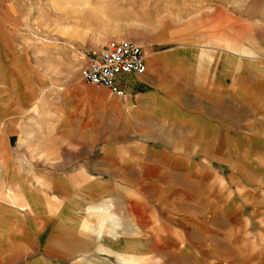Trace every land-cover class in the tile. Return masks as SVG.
Here are the masks:
<instances>
[{
	"label": "crops",
	"instance_id": "crops-1",
	"mask_svg": "<svg viewBox=\"0 0 264 264\" xmlns=\"http://www.w3.org/2000/svg\"><path fill=\"white\" fill-rule=\"evenodd\" d=\"M182 29H168L158 38H164L157 41L164 47L146 49L145 71L125 75L124 95L91 104L96 113L120 122L126 135L132 134V140L119 141L118 148L134 141L144 149L123 157L132 160L127 175H121L127 182L117 175L114 187L155 193L150 199L157 193H180L188 204L211 205L226 214L185 220L181 227L180 221L170 222L163 229L170 234L159 238L142 232L147 224L140 218L143 209L151 226L156 206L133 200V217L125 221L114 212L129 213L119 201H89L87 193L108 194L106 186L94 189L86 182L82 197L72 176L50 180L59 201L51 208L44 188L30 189L27 173L14 162L9 115L0 105V264H73L77 255L92 256L93 241L117 251V264H135L148 255L160 261L157 264H167V257H199L205 234L216 256H259L253 241L264 237V58L241 52L247 44L238 48L225 40L227 49L222 48L205 29ZM79 174L86 178L84 172ZM12 193L20 205L12 203ZM121 223L125 226L119 232ZM80 229L90 236L77 237L73 230ZM182 239L191 243L180 245ZM102 245L97 250L107 251ZM93 258L81 260L113 264L105 257ZM259 260L250 264H264V258Z\"/></svg>",
	"mask_w": 264,
	"mask_h": 264
},
{
	"label": "rangeland",
	"instance_id": "rangeland-1",
	"mask_svg": "<svg viewBox=\"0 0 264 264\" xmlns=\"http://www.w3.org/2000/svg\"><path fill=\"white\" fill-rule=\"evenodd\" d=\"M190 26L205 29L222 48L227 49L222 44L225 40L236 43L238 48L247 44V49L241 52L264 58V0H0V105L9 115L7 129L13 133L10 150L16 159L14 162L27 173L28 187L44 188L51 208L55 203L59 205V201L50 180H66L72 176L77 195L82 197L86 194L81 191L82 184L86 182H92L94 189L106 186L108 194L93 190L87 193L89 201L92 204L101 200L120 202L125 209L129 208V213L126 210L121 213V209L114 212L117 216L123 214L125 221L128 215L133 217L130 209L133 200H139L142 206L143 201L156 206V218L151 220V226L142 208L140 218L147 224L142 232L159 238L170 234L163 230L170 222L180 221L181 227L185 220L190 222L198 217L207 220L213 213L226 214L224 209L211 205L202 208L193 201L188 204L181 200L180 193L162 192L150 199L155 193L114 187L117 175L128 173L126 167L132 160L127 158L144 149L139 148L138 143L134 146V141L125 148H118V142L132 140V134L126 135L120 122L109 119L104 113H96V107H92L93 100L104 102L108 97L124 93L96 89L84 84L80 77L87 53L98 50L108 41L129 39L146 52L149 47L165 46L157 44L164 38L157 39L168 29L183 27L184 30ZM236 50L233 51L248 55ZM9 93L11 96H6ZM117 154L120 159L116 158ZM123 179L127 182L126 177ZM13 198L12 203L19 204L20 198ZM209 203L212 204L211 200ZM119 225L117 231L122 232L125 225ZM73 231L77 237L90 236L86 230ZM206 236L204 246L198 249L199 257L191 253L186 257H167V264H250L260 263L259 258H264V237L253 241V251L258 257L242 254L219 257L214 253L211 240H205ZM178 242L185 247L191 243L184 239ZM93 243L92 256L77 255L73 264H88L81 259L94 256L118 263L117 251L108 249L104 243ZM101 245L107 251H98L96 246ZM153 245L154 252L156 246ZM22 257L26 260L31 256ZM142 259L135 264L160 262L149 255Z\"/></svg>",
	"mask_w": 264,
	"mask_h": 264
},
{
	"label": "built area",
	"instance_id": "built-area-1",
	"mask_svg": "<svg viewBox=\"0 0 264 264\" xmlns=\"http://www.w3.org/2000/svg\"><path fill=\"white\" fill-rule=\"evenodd\" d=\"M145 58L142 46L129 39L108 41L87 53L80 77L86 85L122 95L125 75L144 73Z\"/></svg>",
	"mask_w": 264,
	"mask_h": 264
},
{
	"label": "bare ground",
	"instance_id": "bare-ground-1",
	"mask_svg": "<svg viewBox=\"0 0 264 264\" xmlns=\"http://www.w3.org/2000/svg\"><path fill=\"white\" fill-rule=\"evenodd\" d=\"M93 87V86H92ZM95 88V87H94ZM96 89H100V88H96Z\"/></svg>",
	"mask_w": 264,
	"mask_h": 264
}]
</instances>
